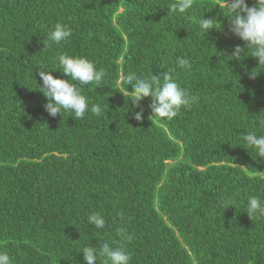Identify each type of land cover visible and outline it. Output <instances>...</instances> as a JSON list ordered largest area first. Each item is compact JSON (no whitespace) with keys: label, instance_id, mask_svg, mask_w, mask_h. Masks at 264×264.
Segmentation results:
<instances>
[{"label":"trees","instance_id":"obj_1","mask_svg":"<svg viewBox=\"0 0 264 264\" xmlns=\"http://www.w3.org/2000/svg\"><path fill=\"white\" fill-rule=\"evenodd\" d=\"M172 2L0 0V251L12 264H86L83 249L103 242L123 244L130 264H264V217L245 212L249 197L264 200V159L242 143L264 134V69L228 57L243 41L220 0H192L183 14ZM203 15L222 30L205 36ZM56 23L72 36L44 48ZM62 53L104 70L81 86L100 115L45 110L38 65L70 79ZM151 72L198 97L191 109L168 121L151 116V97L135 106L119 92L122 75Z\"/></svg>","mask_w":264,"mask_h":264},{"label":"clouds","instance_id":"obj_2","mask_svg":"<svg viewBox=\"0 0 264 264\" xmlns=\"http://www.w3.org/2000/svg\"><path fill=\"white\" fill-rule=\"evenodd\" d=\"M218 6L223 15L228 18V31L243 41V47L235 46L232 53L228 55L231 57L230 60H240L251 56L257 59L258 66L264 69V0H255L253 6H249L246 0H220ZM191 7L192 0H173L168 9L173 13L183 14ZM219 25L222 24L215 17L205 18L203 15L199 21V28L205 36L213 28L222 30L223 25ZM71 36L72 30L69 26L56 23L48 33L47 39L43 41L44 48L66 43ZM247 53L250 55H246ZM56 60L59 64L58 70L70 79L54 78L51 71L44 70L38 65L39 76L42 79V87L38 89L47 98L44 108L48 114L54 117L62 111H67L74 114L72 117L75 120L83 119L88 111L100 115L101 107L89 106L86 97L82 94L81 86L93 82L99 85L105 76L104 70L97 69L96 65L87 58L67 53L59 54ZM176 63L182 70L191 68L187 58L177 57ZM117 83L120 87L119 92L123 96L130 94L129 100L135 106H139L144 98L151 97V116L168 121L176 118L182 109L190 110L198 99L181 87L170 73L155 75L151 72L142 76L129 73L122 75ZM129 86H131V92L128 90ZM142 116L143 109L134 113L137 121H140ZM258 126L264 132V120L258 121ZM242 143L247 146V149L254 151L256 157L264 159V134L258 135L255 131L247 132L246 135L242 134ZM245 212L250 218L264 217V200L258 196L249 197ZM88 223L98 230L106 226L104 217L99 213L89 215ZM117 234L123 239H131L124 229H118ZM81 253L86 264H97L98 261H102V264H130L131 261V255L123 244L113 247L109 242H103L99 247H85ZM0 264H12L7 252L0 251Z\"/></svg>","mask_w":264,"mask_h":264}]
</instances>
